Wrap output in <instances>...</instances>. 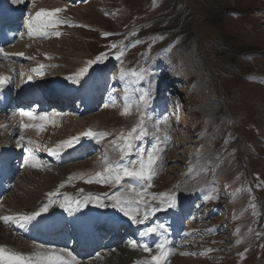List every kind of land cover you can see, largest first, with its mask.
Instances as JSON below:
<instances>
[{"label":"rangeland","instance_id":"rangeland-1","mask_svg":"<svg viewBox=\"0 0 264 264\" xmlns=\"http://www.w3.org/2000/svg\"><path fill=\"white\" fill-rule=\"evenodd\" d=\"M70 8L59 14L66 21L59 26L61 35L40 43L33 55L50 57L49 78L73 81L68 77L88 60L107 54L88 74L111 67L120 99L92 116L99 122L95 128L87 123V130L109 133L102 146L115 157L120 153L112 141L140 118L134 106L131 115H121L125 87L149 89L151 97L161 86L163 98L174 93L178 100L166 123L146 117L148 133L163 134L171 146L148 196L200 195L190 224L199 237L183 247L192 264H264V0H90ZM114 43L116 49L110 47ZM119 46L125 53L121 60L115 59ZM13 68L15 78L25 79L27 72ZM141 68L144 78L136 80L131 72ZM130 95L137 99L139 92ZM69 125L57 142L86 131ZM106 158L97 159L95 167L106 166ZM82 168H51V173L49 168L52 182L40 189L52 191L61 176ZM46 177L41 176L43 186Z\"/></svg>","mask_w":264,"mask_h":264},{"label":"snow or ice","instance_id":"snow-or-ice-1","mask_svg":"<svg viewBox=\"0 0 264 264\" xmlns=\"http://www.w3.org/2000/svg\"><path fill=\"white\" fill-rule=\"evenodd\" d=\"M22 2V0H13V3ZM66 9L63 8H54V9H44L41 8L35 12L34 15H31L25 21V27L29 37L32 36H49L56 35L59 36L61 33L59 31H52L57 29L60 25L66 23L59 18V14ZM76 26V25H72ZM104 36L111 35L110 33H104ZM139 43V41H137ZM112 49L118 47L117 44H112L110 46ZM120 50L115 53V59L121 60V57L125 54L124 48L119 46ZM2 51V49H0ZM19 55H24L19 53ZM50 59V57H46ZM108 56L106 53H100L94 59L88 60L84 67H81L74 75L69 76L68 79L73 80L76 83H79L80 80L89 72L90 68L98 63H104L107 60ZM45 66L43 64L39 65L38 69H33L38 75H43L41 69ZM146 70L141 68L139 72L132 71L131 75L136 77V80H142L144 78ZM125 74L121 72L120 79L123 80ZM31 79V77H29ZM6 82L4 78H0V85H3ZM132 83H135L133 81ZM139 92L137 99H134L130 92L132 91ZM113 91H115L113 89ZM124 102L125 107L121 112V115H131V108L134 106L137 112L140 113V118L137 123L125 134L121 132L117 140L112 141V144L119 150L121 161L124 156L135 152L136 158L130 160L127 164L124 163H108L106 161V167L102 172H96L94 177L87 179L86 183H104L108 185H121L125 178L136 181L138 184L143 185V188H137L134 184H129L124 193L117 192L114 195L109 196L107 193L104 194V197L94 194H88L83 197L82 200L71 201L67 198L63 202H58L52 199L56 196L57 193H50L47 203H44L38 210L32 212L30 215H19V216H3L0 217V220H3L5 223L15 221L17 223L29 222L37 217L41 216L44 213L49 211V208L54 204L58 203L59 207L65 211L71 213L73 211L79 210L81 206H87L89 203H95L99 208L111 207L119 209L126 217L132 220L133 223L142 224L149 219L151 215L155 212L160 211L162 208H171L175 206V195L172 194L167 201H161V203L153 205L151 201L147 198L148 193L147 189L153 187V179L158 176L159 169L158 165L161 164L162 156L161 150L158 145H153L151 149H146L138 147L136 141L142 140L148 135V130L146 126V114L143 109L149 103L151 93L149 89H133L131 85L126 86L124 89ZM105 108L109 107L108 104L104 105ZM20 116L27 117L29 120L40 121L39 124H26L23 121L20 123V140L17 141L19 144L20 141L24 140V130L28 128H36L38 131H44L46 125L51 124L56 125V120L54 114L41 113L34 114L32 112H26L21 110ZM166 123V122H165ZM167 126V125H166ZM157 131H161L157 127ZM81 135L87 136L89 138L102 139L108 135L107 132H95L92 129H88L83 132ZM165 135H167L165 133ZM79 142V137H73L68 140H65L57 145V149L60 148H70L74 146V143ZM27 143L31 145L32 140H28ZM30 154L25 159L24 163L30 165L33 168H39L43 163L31 149H26ZM51 155L58 156L59 151L53 150ZM64 185L61 184L60 187ZM83 190H81L82 192ZM163 195V194H162ZM152 199H157L155 196ZM105 200L110 201L106 203ZM75 204V207H73ZM255 207V205H253ZM163 228V225H160ZM157 231L156 227H149L147 233H155ZM167 240H161V242L156 244V248L159 250L156 255L151 257V261H143L140 264H166L167 257L171 254L170 250L166 248ZM42 247V246H41ZM132 247L135 248V242L132 243ZM143 250L146 252H151V249L147 246H143ZM0 264H79V261L72 255L71 252H67L65 249L55 250L47 249L43 251H35L31 254H24L18 251H13L8 249L5 246H0Z\"/></svg>","mask_w":264,"mask_h":264},{"label":"bare ground","instance_id":"bare-ground-1","mask_svg":"<svg viewBox=\"0 0 264 264\" xmlns=\"http://www.w3.org/2000/svg\"><path fill=\"white\" fill-rule=\"evenodd\" d=\"M70 7H71V5L66 3L65 1L55 2V0H38V1L33 3V5L28 9L27 12L29 13V17H30L31 15H34L35 12L41 8H44V9L63 8V9L68 10V8H70ZM26 38H28L27 40L28 41L30 40V42H22L18 46H16L15 48H13L11 50H6V52L0 53V78H4L6 80V82L3 84V86H7L8 83H10V84L13 83V79H16L15 80L16 84L19 82L18 78H20L21 76L19 77V74H17V78H15V75H14L15 70H13L14 69L13 67L17 68V70H22L25 73L27 72L25 79H29V76H30L29 72L30 71H32L33 76L38 77V74L36 72H34L33 69L39 68V65H41L40 62L44 61L45 55L39 54L42 57L38 58L37 55H33V53L37 52L36 46H38L42 42L35 41L34 39L36 38V36L29 37L28 32H27L25 39ZM42 44H44V43H42ZM19 53H23L24 55H19ZM20 59H21V62H20ZM29 59L31 60L30 61L31 64L29 63ZM26 63H27V65H24ZM43 70H45V69H43ZM43 76H44V74H43ZM23 81H24V78L21 77V82L18 83V85L20 87H22V86L24 87ZM90 84H91V82H89V83L85 82L83 84V88L86 90V92H88L90 90V87H89ZM69 85L73 86V85H75V83L69 84ZM174 97H175V101H177L178 100L177 96L175 95ZM154 100H156V99H154ZM148 117H147V119H148ZM15 118H16L15 116L12 117V119H10L9 116L7 118L0 116V134H2V136H3V137H0V148H5L4 147V143L6 142L5 139L9 137L10 133L17 136V141L20 140V135H21L20 123H21V121L15 119ZM54 118L56 120V125L53 126L51 124H48V125H46L45 130L42 132L38 131L36 128L25 129L24 133H23L24 140L20 141V143L19 144L17 143V144L19 145L20 148H22L23 146H24V149L26 146L28 147V149L33 148L34 149V150H32L33 154H35V155L37 154L36 155L37 157H38V155H41L40 153H42V152H46V153L51 154V152L53 150H57V151H59V155L58 156L51 155V158L52 159L54 158V161L56 163H58V165H60L63 162L60 161L58 158H59V156L64 158V154L62 153V151L66 150V149H67L66 152L73 151V149L76 147L75 145L77 143H74V146L70 147V148L57 149V145L60 144L62 141L57 142L58 140H57L56 136L58 135V137L59 136L63 137L64 131L66 129L72 127L71 125H69V123H71L72 125L75 124L79 128L84 129L83 127L86 128L88 126L87 123L92 124L94 127L97 124V122H99V121H97L96 118H94V117H93L94 119H92V116L89 114L87 117L78 116L77 114H71V115L65 114V116L54 114ZM23 123L39 124L40 121L29 120L27 117H25V119L23 120ZM86 130H87V128H86ZM68 137L69 136H67L66 140L69 139ZM28 140H32L33 143L31 145H29L27 143ZM53 140H55L56 143L54 146L51 147L50 143ZM149 140H150V137H146V138H143L141 141L146 142ZM63 141H65V140H63ZM39 145L40 146L46 145L48 148L44 149L41 152H40V150H38L39 151L38 152L37 149H38ZM166 145H167V142H165V144L163 146H166ZM130 156L131 155H127V157H130ZM112 157H113V155H112ZM112 157L110 155H108L106 158V161L110 162ZM19 159H20V157H19ZM97 159H99V157L98 158L95 157L91 160H88L85 163H82L81 166L83 167V170H82L83 172L82 171H81V173L79 172L78 175H83V173L86 172V171H84L85 169L89 170L88 172H91L88 175H93L96 172H102L106 166L99 165L101 168L95 167V166H97V162H98ZM40 160L43 162L42 159H40ZM18 162L20 163L21 161L19 160ZM190 162L192 163L193 159H191ZM20 165H21V163H20ZM25 165L26 164L24 163L23 166H20V169H22V173L19 176L20 178L18 177V179L14 182L15 189H13L11 194L9 196L5 197V200H3L0 203V217L30 215L32 212L38 210L44 203L48 202V199H49L48 194H50L52 192L57 193V195L52 197V199H54L55 201H58V202H63L65 200V198L71 200V197H73V195H75V192L71 193L70 191H68V193H70V195H69L70 197L69 196L68 197H61V195L59 194L60 193L59 192L60 185L62 184L61 180L67 179L68 175L64 174L63 178L61 180H59L60 182L55 183V187L53 186L54 187L53 190L47 191L46 189L44 190L43 188L40 189V187L41 186L45 187L46 182L48 180H51V182H52V178H51L52 175L48 176V174H47V172H49V168L46 167L47 168L46 169L47 172H46V171H44V168H42V167L33 168L30 165H26V166ZM104 165H106V164L104 163ZM53 169H56V168H53ZM64 169H66V168H64ZM57 170L62 172L63 169L57 168ZM15 171H17V169H15ZM172 171H176V168H172ZM43 174L47 175V177L45 178L44 186L42 185L43 183L41 182V180H42L41 176ZM185 174L186 173L184 172L182 175L185 176ZM175 175L177 177H181V176H179V174H177V171L175 172ZM190 175H192V172L191 173L188 172L186 174V176H190ZM193 177L194 176L192 175V177L189 180L190 181L195 180L194 179L195 177L194 178ZM53 180H54V178H53ZM191 182H193V181H191ZM130 184H132V182H130ZM139 188H141V187H139ZM125 191H126V189H125ZM125 191L123 190V193ZM149 191H151V190L149 189ZM68 193H66V194H68ZM155 197L157 199H154V200L150 196L147 197L153 205L159 204V203H161V201H167L169 199V198L168 199L164 198V196H161V195H156ZM187 200L192 201L191 198H189L188 196H185L182 199L181 198L180 199L175 198V206L174 207L166 208V209L162 208L160 211H157L156 213H158V212H167L168 213V212H172L174 209L180 210L184 206L187 205V203H186ZM55 206H59V204L54 203L49 209H54ZM10 224L15 227V230L13 233H10L7 231L6 226H8ZM31 227L32 226H31L30 222L21 221L20 223H17L15 221H12V222L5 223L3 220H0V245H6V246H11V247L13 246L17 251H19L21 253L25 252L27 254H31V253L38 251V250L43 251V247L35 246L34 244H31L28 240H26V238H25L26 231L28 229H30ZM197 231L195 228H192V227H190L188 229V231H187V238L188 239L183 243L184 246L193 244L194 240L192 241L191 238H192V236L197 234ZM189 253H190L189 250H185V249L180 250V248H179V251L175 252V254L170 259L169 264H192L194 262V260L189 259ZM149 258L151 259V257H149ZM137 259H138V252L137 251H135L134 249H130L128 247H124V248H118V249L112 251V253L109 255V258H106L104 261L99 260L96 263L90 262L89 264H133V263L137 262Z\"/></svg>","mask_w":264,"mask_h":264}]
</instances>
